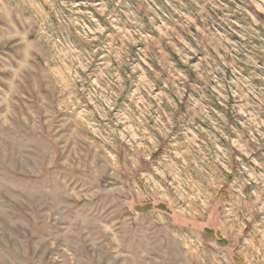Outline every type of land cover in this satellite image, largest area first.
<instances>
[{"label":"rangeland","instance_id":"1","mask_svg":"<svg viewBox=\"0 0 264 264\" xmlns=\"http://www.w3.org/2000/svg\"><path fill=\"white\" fill-rule=\"evenodd\" d=\"M0 264H264V0H0Z\"/></svg>","mask_w":264,"mask_h":264}]
</instances>
